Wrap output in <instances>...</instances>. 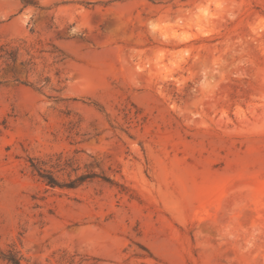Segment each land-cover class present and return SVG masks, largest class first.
<instances>
[{"label": "rangeland", "instance_id": "rangeland-1", "mask_svg": "<svg viewBox=\"0 0 264 264\" xmlns=\"http://www.w3.org/2000/svg\"><path fill=\"white\" fill-rule=\"evenodd\" d=\"M5 255L264 264V0H0Z\"/></svg>", "mask_w": 264, "mask_h": 264}, {"label": "trees", "instance_id": "trees-1", "mask_svg": "<svg viewBox=\"0 0 264 264\" xmlns=\"http://www.w3.org/2000/svg\"><path fill=\"white\" fill-rule=\"evenodd\" d=\"M39 176L44 180V182L51 186V187H54V186H65V187H68V188H74L76 187L78 184L84 182L85 180H89L93 177H95L96 175L93 174V173H90V174H87V175H81L79 177H77L74 181H72L71 183H69L68 185H61L60 183H58V181L52 176L51 173L49 172H46V173H41L39 172ZM104 180H107V179H104ZM3 258H6L11 264H19V262L10 255V257H7L6 255L3 256Z\"/></svg>", "mask_w": 264, "mask_h": 264}]
</instances>
